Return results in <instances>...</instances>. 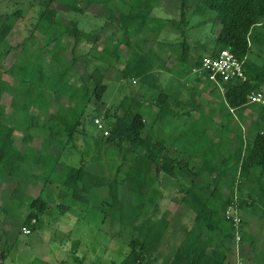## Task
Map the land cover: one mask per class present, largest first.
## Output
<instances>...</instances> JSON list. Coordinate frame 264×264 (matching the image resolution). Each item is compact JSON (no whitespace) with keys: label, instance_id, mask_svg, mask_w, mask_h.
Here are the masks:
<instances>
[{"label":"rangeland","instance_id":"obj_1","mask_svg":"<svg viewBox=\"0 0 264 264\" xmlns=\"http://www.w3.org/2000/svg\"><path fill=\"white\" fill-rule=\"evenodd\" d=\"M73 1L0 0V23L10 27L0 43V78L5 81L1 95L3 122L12 127L14 144L26 146L25 151L29 148L38 153L45 148L46 153L52 151L60 156L58 161L50 159L47 168L35 170L37 191L47 202L46 210L27 219L32 198L16 191L17 196H12L6 207L11 217L6 222L2 221L3 215L0 217V264H139L128 260L127 255L131 250L129 243L139 237L137 226L144 218L157 223L165 221L166 225L158 241H151L145 251L141 250L143 263L169 264L194 224L197 203L193 194L203 199L212 190L214 178L230 202L216 230L204 232L205 238H213L207 252L224 250L228 264H264V198L253 191L249 196L251 185L235 168V152L243 147L240 140H250L264 130V112L256 105L230 112L222 92L208 83L206 90L199 89L201 85L194 87L196 103L191 102L192 97L186 102H171L163 118L156 116L162 105L157 97L162 91L178 99L193 88L196 72L182 62L181 52L186 46L187 57L194 60L214 48L220 27L217 13L208 9L205 14L199 13L204 7L200 0H114L88 5L81 0L77 4L79 10ZM45 9L54 10V18L61 24L75 21L88 36L75 46L74 53L72 37H62L58 49L59 57L70 70L71 83L79 87L81 94L76 98L53 94L46 85L42 108L37 111L24 102L23 80L16 66L30 56L53 63V42L48 40L39 20ZM129 12L135 18L124 26L121 15ZM252 35L256 44L250 46L249 68L264 73V22L254 26ZM130 60H136L142 75L124 76L122 69ZM164 68L171 69L172 77L162 72ZM184 70L188 80L178 75ZM91 74L106 85L101 100L90 92ZM259 88L264 92V80ZM80 102L85 103L83 118L73 137L67 139L55 119L57 112ZM212 104L216 110L213 120L225 129L217 137L214 124L209 125L212 111L208 107ZM128 108L144 114L141 144L119 145L115 142L117 136L112 134L113 123ZM35 113L33 124L31 115ZM195 117H200L197 124ZM194 126L204 132L199 140L196 131L191 132ZM27 135L32 138L27 140ZM159 139L164 140L161 151ZM52 143L55 147L49 146ZM222 143L228 151L214 155V149ZM146 152L155 154L154 163L161 164L162 157L170 160L172 172L161 166L153 182L158 197L154 206L145 204L142 209L143 202H139L145 201L147 194L143 199L137 198L127 189L125 176L136 154ZM227 152L232 158L224 168L226 175L220 177L213 167ZM81 165L84 171L105 178L104 185L90 188L89 205L76 200L70 187L55 183L69 167ZM113 180L120 184V203L114 202L109 191ZM236 215L240 219L239 238L232 219ZM33 218L37 222L29 228Z\"/></svg>","mask_w":264,"mask_h":264},{"label":"trees","instance_id":"obj_2","mask_svg":"<svg viewBox=\"0 0 264 264\" xmlns=\"http://www.w3.org/2000/svg\"><path fill=\"white\" fill-rule=\"evenodd\" d=\"M81 0H74L73 6L79 10L77 4ZM114 0H86V4L91 3H109ZM186 1V0H185ZM203 4V10L199 13L213 10L217 13V20L219 22V31L214 37V48L209 50L198 57H187L186 46L181 52V60L190 64V67H199L202 57L210 54L217 55L223 48H228L235 53V55L244 59V72L246 79L243 81H229L224 85V92L222 93L223 101L228 108L232 110L241 109L248 105L247 96L252 90H259L261 82L264 80V73L253 70L250 67L246 55L250 52V46H253V28L255 25L264 22V0H200ZM130 8H133V4H129ZM54 10L45 9L39 14V20L41 27L48 40L53 42V46L50 49L51 58L53 63H44L38 57L30 56L17 63V71L23 80V99L26 104L35 106L37 111H40L42 106L41 102H44V88L49 85L52 88L53 94L67 96L70 98H76L81 94L79 87L74 86L71 83L72 76H70V70L68 66L59 57L58 49L61 47L63 41L62 37H72L74 44L72 46V53H74L75 46L78 43L85 42L83 38L87 37L83 31L77 26L75 21H70L68 24H61L54 18ZM184 15L180 20H183ZM135 16L133 13H127L121 15V20L124 22V26L129 25ZM187 20V18H186ZM185 20V21H186ZM9 25L0 23V43L3 41L5 35L9 31ZM97 36H94L93 40H96ZM190 61V62H189ZM126 61L123 67V73L125 77L135 75H142L143 71L135 63ZM181 62V63H182ZM180 63V64H181ZM55 64V65H54ZM184 64V63H182ZM202 73V72H201ZM205 73L203 77L205 79ZM91 94L98 100H101V95L106 89V85L101 82L100 78L94 74H91ZM215 86V85H214ZM216 87V86H215ZM5 88V81L0 78V182L7 183L10 192L9 196L14 197L16 191L20 189V180L25 175H28L27 166L29 164H39L44 168H47L50 159L58 161L60 156L54 157L43 151L35 152L29 148L26 151H21L15 144L12 138L13 129L10 125L3 122V109L1 105V95ZM88 88L85 89L87 92ZM194 91V90H193ZM158 100L162 102L161 107L156 116L164 117L165 109L170 107L168 101V94L161 92L158 95ZM166 98V102H165ZM15 99V96L13 97ZM170 101V100H169ZM48 105V104H46ZM259 106L264 112V105L262 104H249ZM47 107V106H46ZM85 103H78L71 109L59 110L56 115V120L62 126L66 133L67 139L73 137V134L77 130V126L83 118ZM37 113L31 115L32 121H36ZM144 114L139 110L125 109L124 113L117 118L113 123V135L117 136L115 141L117 144H141L144 140L142 138V131L145 127ZM199 123L195 121L194 124ZM192 133L198 136L196 140L200 139V135L203 134V130L197 126L193 127ZM220 136L225 133L223 127L219 128V131L215 132ZM31 135H27L26 139L30 140ZM242 137H238L241 139ZM25 140V139H24ZM26 140V141H27ZM195 140V139H193ZM192 140V141H193ZM114 141V140H113ZM48 144L51 143L50 138ZM224 142V141H223ZM164 140L159 139L158 144L161 145L159 151L163 147ZM235 153L237 157V163L235 168L238 169L240 176L243 177L246 183H249L250 192L249 196L254 194L264 198V130L256 133L250 140H240L242 145ZM48 144L45 146L47 147ZM56 144H50L54 146ZM220 145V146H219ZM217 145L214 149V155L219 151L226 150L227 147L224 143ZM167 150V149H166ZM228 151V149H227ZM226 152V151H225ZM155 154L152 153H137L129 170L126 173L125 181L127 182V189L133 192L137 198L143 199L144 194H147V199L140 205L144 209L145 204L147 206H154V202L158 197L159 192L153 187L158 172L161 170V166L164 165V170L171 173L169 162L166 157H162L164 160L162 164L154 163ZM232 155L227 152L223 154L222 159L217 165H214V171L219 173V176L224 177L226 175L225 169L231 161ZM159 162V161H158ZM155 164V165H154ZM153 165L155 167V175L152 174ZM69 167V166H68ZM54 182V180H52ZM62 185H66L72 189V196L76 200L85 201L84 192H88L92 186H101L105 183L104 177H99L94 174H90L83 170V166L77 168L69 167L63 177L56 181ZM81 183V184H80ZM10 184L13 187L10 188ZM213 188L207 195L201 199L199 196L193 194L197 203V214L194 219V224L186 232V235L177 248L169 264H228L226 263V255L224 250L219 249L213 251L211 254L207 252V247L212 246L213 238L204 237V232H214L218 226V223L224 211L226 210L230 197H224L221 193V189L218 185L217 179L213 180ZM119 182L113 180L110 184L109 191L114 202L120 203L118 197ZM145 190V193H144ZM138 204V205H139ZM30 211L26 216L27 219L31 217V214L43 213L47 208V202L40 196L32 198L29 202ZM34 217V216H33ZM34 219V218H33ZM28 224L29 228H34L35 223ZM24 224V221H23ZM166 222L157 223L151 218H144L137 230L139 237L132 240L129 245L131 247L130 252L127 255L128 260L132 259L139 264H144L142 261V251L148 248L151 241H158L161 233L165 228ZM112 264H127L126 262H112Z\"/></svg>","mask_w":264,"mask_h":264},{"label":"crops","instance_id":"obj_3","mask_svg":"<svg viewBox=\"0 0 264 264\" xmlns=\"http://www.w3.org/2000/svg\"><path fill=\"white\" fill-rule=\"evenodd\" d=\"M260 24H262V23H260ZM260 24H258V25H260ZM252 32H254V28H253V30H252ZM254 44H256L255 42H253V45ZM250 54L251 53H248L247 55H246V59H249V57H250ZM196 68V71H193V72H196L195 74V79H194V85H193V88L190 90V92L189 93H186V92H184L183 94H180L179 96H178V99H177V97H175V98H173L172 96H171V94H169V93H166V94H168V101L167 102H174V103H176V102H179V103H181V101H187L188 99H189V97H192V101L191 102H197L196 101V99H197V97L195 96V89H194V87L196 88L198 85H201L200 86V88L199 89H204V90H206V87H208V83H210V82H208L207 80H205L204 79V77H203V73H201V71H199L198 69H197V67H195ZM171 71V69H168V68H164V70L162 71L163 73H166L169 77L171 76L172 77V73L170 72ZM189 71V70H188ZM185 72H187V70H184V72H182V74H178V75H181L180 76V78L182 77L183 79H185V78H187L186 76H185ZM184 75V76H183ZM189 78H187V80H188ZM186 80V79H185ZM211 84V83H210ZM213 85V84H212ZM209 88V87H208ZM193 89H194V91H193ZM198 89V90H199ZM200 91V90H199ZM207 94H209V92H206ZM186 95H188V97H186ZM185 96V97H184ZM170 100V101H169ZM212 102V101H211ZM225 103V102H224ZM226 105V104H225ZM249 105V104H248ZM212 107H208L211 111H212V114H210V116H211V118L212 119H210V121H209V125H212V124H214V136H218V133L217 134H215V132L217 131H219V126H218V124L217 123H215V120H213L214 119V111H216L215 109H214V105L212 104L211 105ZM249 106H252V105H249ZM170 107H171V105H170ZM228 110L230 111V112H234V111H238V110H240V109H236V110H232L231 108H228ZM170 118V117H169ZM195 119V121H198L199 122V120H200V117L199 118H194ZM194 121V122H195ZM182 122V121H181ZM238 125H240V124H238L237 123V125L236 126H238ZM181 126V125H180ZM182 130V128L180 129V131ZM17 146V145H16ZM21 151H25V148H26V146H22V147H20V146H17ZM28 148V147H27ZM42 151V150H41ZM36 152V151H35ZM40 152V151H39ZM46 153V152H45ZM47 154H49V155H51V156H54V157H58V155H55V153L54 152H52V151H47ZM60 159V158H59ZM36 168H43V166L42 165H39V164H29L28 166H27V170H28V173H29V175H30V178L29 177H27V175H25L24 177H22L21 178V180H20V189H19V192L21 191V195H23L22 197H30V198H36V197H38V196H40L41 197V195H39L38 194V191H37V189H38V184H37V178H35V177H37V171H35L36 170ZM50 181H52V180H50ZM55 183H57V182H55ZM13 187V184L11 185L10 184V188H12ZM9 192H10V189H9V187H8V185H7V183H5V182H0V217H2V215H3V219H2V221L3 222H6V220H7V218H9V217H11V215L9 214V213H7L6 212V207L8 206V204H9V202L10 201H12V197H10L9 196ZM91 191L89 190L88 192H84L83 193V195L85 196V201H82L84 204H86V205H89V203H91V199H90V197H88V195H89V193H90ZM14 214V213H13ZM2 222V223H3ZM23 225V224H22ZM5 230V229H4Z\"/></svg>","mask_w":264,"mask_h":264},{"label":"built area","instance_id":"obj_4","mask_svg":"<svg viewBox=\"0 0 264 264\" xmlns=\"http://www.w3.org/2000/svg\"><path fill=\"white\" fill-rule=\"evenodd\" d=\"M243 64L244 59L238 58L228 47L221 49L217 55L208 54L202 57L200 66L197 69L206 74L205 80L215 85L223 93L224 85L227 82L246 79ZM192 70L196 71L195 68ZM247 103L264 105V92L260 89L250 91L247 96ZM95 122L99 123V120L95 119ZM232 219L236 229L235 233H237V238H239V216H233ZM32 222H35V219ZM24 232H28V229H24Z\"/></svg>","mask_w":264,"mask_h":264}]
</instances>
